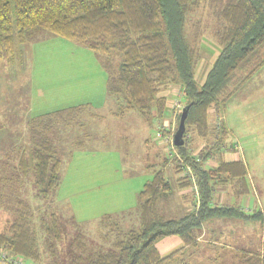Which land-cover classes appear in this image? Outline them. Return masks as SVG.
<instances>
[{
	"label": "trees",
	"instance_id": "16d2710c",
	"mask_svg": "<svg viewBox=\"0 0 264 264\" xmlns=\"http://www.w3.org/2000/svg\"><path fill=\"white\" fill-rule=\"evenodd\" d=\"M203 1L0 0V61L14 64L24 55L19 47L40 30L76 42L99 56L106 74V93L119 104L117 114L131 110L149 124L167 111L166 98L159 96L160 92L175 85L183 89V106H188L184 144L174 146L176 155L172 158L163 156L161 169L153 171L152 179L138 193L139 225L115 240L107 251L92 252L83 259L85 264H185V257L200 249L204 222L210 219L258 223L264 234V211L247 213L239 206L213 201L219 185L230 184L237 199L251 192L243 163L222 160L214 167H204L213 154L210 148L193 155L188 144L190 132L203 139L212 136L216 147L225 142V126H211L208 115L212 110L224 111L234 89L230 87L232 76L264 49V0H220L214 9L220 50L203 81L197 83L198 54L187 26ZM263 64L264 57L256 69ZM91 108L85 103L32 116L25 120L24 134H15L14 125L9 130L0 124V131L9 137L0 141V211L12 213L0 229V250L41 264L40 236L46 241L53 228L58 237V229L53 218L52 227L46 225L39 208H33L27 197L48 200L57 190L62 160L51 134L57 127L81 126L82 117ZM169 162L176 172L184 171L174 182L163 172V165ZM29 173L35 187L30 196L15 187ZM177 187H194L197 200L192 210L179 217L164 216L158 204ZM170 237L182 246L162 255L157 245ZM252 260L253 264H264L259 257ZM211 261L208 258L200 264ZM0 264L7 262L0 260Z\"/></svg>",
	"mask_w": 264,
	"mask_h": 264
},
{
	"label": "rangeland",
	"instance_id": "374dc122",
	"mask_svg": "<svg viewBox=\"0 0 264 264\" xmlns=\"http://www.w3.org/2000/svg\"><path fill=\"white\" fill-rule=\"evenodd\" d=\"M219 3L220 0L203 1L189 18L187 33L198 54L194 71L197 83L203 81L220 50L214 15ZM19 49L24 55L14 64L0 61V91L10 96L0 97L9 100L20 93L19 97L34 104L26 119L41 111L78 105L82 100L92 102L93 108L82 117L81 126L57 127L51 134L62 160L57 190L48 200L27 197L33 208H39L46 225L51 228L53 218L58 229V237L54 236L53 228L46 241L40 236L41 264H85L83 259L92 252L107 251L115 240L138 225V193L152 179L153 171L161 169L163 156L176 155L172 138L178 127L177 115L184 107L183 89L175 85L160 92L168 109L162 118L149 124L131 110L117 114L119 104L106 93V75L100 58L85 46L40 30ZM263 57L264 49L232 76L230 87L234 89L224 111L209 112L211 126H225V142L216 147L212 136L203 139L194 132L188 136L193 155L205 147L212 151L204 167H214L226 158L243 163L251 192L234 200L231 185H219L213 201L241 205V210L247 213L254 208L264 209V64L256 69ZM250 71L252 74L244 79ZM12 101L9 107L16 105ZM18 121L14 118L4 129L10 130L14 125L15 134H24L25 122ZM5 132L0 131V141L9 138ZM148 134L153 136L145 140ZM78 146L85 150L77 149ZM11 153L13 156L14 151ZM174 166L171 162L163 165V172L171 182L184 176V171L176 172ZM15 187L30 196L35 190L32 173L23 183L16 182ZM195 200L194 187H177L171 196L159 202L158 209L164 216L179 217L192 210ZM11 218L10 211H0V229ZM226 228L229 232H225L222 240L208 244L205 252L196 249L192 256L185 257V264L198 260V264L205 263L206 256L212 260L211 264H253L251 259L258 257L264 262L260 224L238 220V224ZM159 252L163 254L165 250L159 247ZM257 253L260 255L254 256Z\"/></svg>",
	"mask_w": 264,
	"mask_h": 264
},
{
	"label": "crops",
	"instance_id": "0c3cea01",
	"mask_svg": "<svg viewBox=\"0 0 264 264\" xmlns=\"http://www.w3.org/2000/svg\"><path fill=\"white\" fill-rule=\"evenodd\" d=\"M62 74H63V72H62ZM105 81H106V78H105ZM0 95L3 97L6 96L5 93L2 94L1 91H0ZM19 95H20V93L15 95L14 98H12V99L10 98L9 100H7L3 97H0V124L5 125V126L9 125L14 118L18 119L20 122H22V124L25 122L26 116L28 115V113L31 110V107H33L34 104L29 103V100L25 101L23 99V97L22 96L19 97ZM28 95H29V91H28ZM6 97H10V96H6ZM10 100H13L12 101L13 103L15 102L16 105L14 107L8 106ZM85 103H88L92 106V102H87V101L85 102L84 100H82V102H80V104H85ZM80 104H78V105H80ZM71 106H77V105H70L68 107H71ZM92 108H93V106H92ZM56 110H60V109H56ZM51 111H55V110H51ZM51 111H47V112H51ZM47 112L41 111L36 115H41V114H44ZM36 115H34V116H36ZM2 131H4V130H2ZM152 136H153V134H150V135L148 134L145 137V140L150 139V137H152ZM124 146H127V145L125 144ZM124 146H122L121 148L127 149V147L125 148ZM81 150H85V149H81ZM233 160L236 161L235 158H226L225 161H233ZM238 160H240V159L238 158ZM166 178L169 180V182H171L169 177H166ZM179 193H183V191H181ZM166 196H171V195L169 194ZM233 199L235 200V196ZM233 199L231 200L232 202H233ZM250 206H251V199L248 198L247 199L248 209H250ZM255 206L256 205H253V207H255ZM239 207L241 208V205ZM255 210H257V209L254 208L252 211H255ZM262 210H264V209H262ZM137 222L139 225V218L137 219ZM236 224H238V221L235 219L234 220L233 219H210V220H206L204 222V226H203L204 228L202 229V232H201L202 239L199 240L201 242L200 243L201 244L200 249H202L205 252L207 250L208 244H216V242H218L219 240H222L224 238L225 232H229V230L225 231V229H227L226 227H228L230 225L235 226ZM181 246H182V244L178 239L171 238V237L161 240L157 245L158 250H159V247L161 249L165 250V252L162 255H166L170 252H173V251L181 248ZM197 251H199V249ZM206 259H207V256H206Z\"/></svg>",
	"mask_w": 264,
	"mask_h": 264
},
{
	"label": "water",
	"instance_id": "95a60500",
	"mask_svg": "<svg viewBox=\"0 0 264 264\" xmlns=\"http://www.w3.org/2000/svg\"><path fill=\"white\" fill-rule=\"evenodd\" d=\"M187 110H188V106H184L179 116L178 127L172 138V143L175 147H181L184 144V140H183V134L185 131L184 122L187 116Z\"/></svg>",
	"mask_w": 264,
	"mask_h": 264
},
{
	"label": "built area",
	"instance_id": "2783aa9c",
	"mask_svg": "<svg viewBox=\"0 0 264 264\" xmlns=\"http://www.w3.org/2000/svg\"><path fill=\"white\" fill-rule=\"evenodd\" d=\"M178 107H180V106L178 105ZM157 136H160V134L157 133ZM0 260L6 261L7 264H34L30 261H26L24 258H22L18 255L8 254L2 250H0Z\"/></svg>",
	"mask_w": 264,
	"mask_h": 264
}]
</instances>
